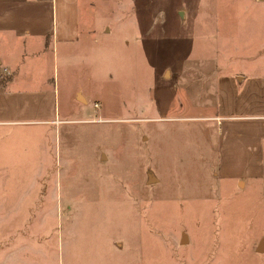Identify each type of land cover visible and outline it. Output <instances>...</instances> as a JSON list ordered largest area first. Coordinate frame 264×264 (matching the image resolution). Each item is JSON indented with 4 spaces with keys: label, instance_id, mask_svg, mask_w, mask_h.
Returning a JSON list of instances; mask_svg holds the SVG:
<instances>
[{
    "label": "rangeland",
    "instance_id": "obj_1",
    "mask_svg": "<svg viewBox=\"0 0 264 264\" xmlns=\"http://www.w3.org/2000/svg\"><path fill=\"white\" fill-rule=\"evenodd\" d=\"M80 15L94 31L65 71L58 105L73 118L121 119L0 123V231L16 219L15 239H39L49 251L72 244L81 255L71 264H264V191L211 185L203 196L217 161L186 117L188 104L248 105L249 90L162 88L176 73L186 86L207 75L210 57L241 66L264 58V0H88ZM173 55L195 61L166 66V79L161 60ZM74 86L99 95L104 113L92 99L76 111ZM11 103L18 108L0 118L33 115ZM145 116L155 118L131 119ZM56 253L66 264V252L54 251L50 264Z\"/></svg>",
    "mask_w": 264,
    "mask_h": 264
},
{
    "label": "crops",
    "instance_id": "obj_2",
    "mask_svg": "<svg viewBox=\"0 0 264 264\" xmlns=\"http://www.w3.org/2000/svg\"><path fill=\"white\" fill-rule=\"evenodd\" d=\"M114 1L121 7L126 0ZM87 2L88 0H0V109H17L11 103L17 99L20 106L30 107L33 113L22 118H0V123L35 122L44 124V127L49 125L55 128L56 124L64 122L121 119L104 118L102 115L73 118L70 116L72 108L58 105L59 93L64 83L61 80H70V77L64 76L65 71L72 60L79 56L78 49L83 46L82 43H86V38L94 31L86 20L82 21L80 15V5ZM179 45L178 43L170 48H175L178 52ZM161 61L165 66L164 76L168 79L170 69L166 66L172 64L180 68L186 61L195 60L175 55ZM208 61L209 64L214 62L213 70L205 76H199L202 78L192 79L193 82L188 87L184 85V75L181 73H176V81L172 80L162 87L171 91L176 85L182 90L193 88L208 94L211 90L223 95L241 87L249 90L250 104L244 106L232 107L231 104H225L220 108L209 106L202 110V106L188 104L189 113L186 117L197 121L196 125L199 127L197 142L203 146H212L214 160L217 161L216 169L207 175L209 186L203 196L210 193L211 185L218 189L228 186L231 193L261 194L264 191V101L260 102V97L264 96V58L257 56L243 59L242 66L241 62H228L226 58L218 60L217 57H210ZM67 94L71 102L77 103L76 111L84 110L81 104L92 99L91 106L98 114L99 111L104 113L99 95L90 97L87 91L80 90L77 86L70 88ZM51 97L54 104L52 108L48 106L45 112L52 110V113L38 116V108L35 107H39L44 101L46 104L50 103ZM6 100L8 101L5 103ZM165 117L173 118L176 115L161 116ZM144 118L155 117L131 119ZM17 222L16 219L8 222L5 220L9 225L6 230L0 231V264H50L46 252L53 251L66 252V264H71V259L73 262L78 261L81 252H73L72 244H67L64 251H49L42 247L43 243L39 239H28L26 242V238L15 239L17 233H21ZM30 233L26 231V235ZM61 259L62 254L56 253L54 264H60Z\"/></svg>",
    "mask_w": 264,
    "mask_h": 264
},
{
    "label": "built area",
    "instance_id": "obj_3",
    "mask_svg": "<svg viewBox=\"0 0 264 264\" xmlns=\"http://www.w3.org/2000/svg\"><path fill=\"white\" fill-rule=\"evenodd\" d=\"M94 105H97V103H96V102H94Z\"/></svg>",
    "mask_w": 264,
    "mask_h": 264
}]
</instances>
